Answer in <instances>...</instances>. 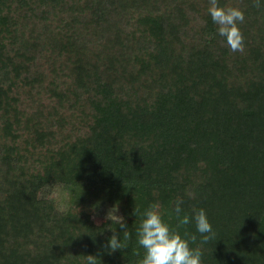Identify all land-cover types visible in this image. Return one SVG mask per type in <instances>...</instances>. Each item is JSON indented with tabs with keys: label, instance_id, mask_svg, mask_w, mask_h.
Here are the masks:
<instances>
[{
	"label": "trees",
	"instance_id": "16d2710c",
	"mask_svg": "<svg viewBox=\"0 0 264 264\" xmlns=\"http://www.w3.org/2000/svg\"><path fill=\"white\" fill-rule=\"evenodd\" d=\"M220 3L243 51L209 0H0V264H137L135 205L175 225L177 197L213 226L180 228L202 264H264V6ZM103 204L119 217L95 225Z\"/></svg>",
	"mask_w": 264,
	"mask_h": 264
},
{
	"label": "clouds",
	"instance_id": "9594fccd",
	"mask_svg": "<svg viewBox=\"0 0 264 264\" xmlns=\"http://www.w3.org/2000/svg\"><path fill=\"white\" fill-rule=\"evenodd\" d=\"M254 6H264V0H254ZM207 11L216 26L218 36L223 38L227 46L232 51H243L244 37L239 24L244 21V11L239 7L222 5L220 0H209ZM187 195L191 197V193ZM183 203V198L177 197L174 208L168 213L169 219L174 215L175 225L164 219L165 213L158 210L157 205H149L143 210L135 205L134 214L140 217L134 229L135 238L136 243L143 249L142 256L137 251V264H202L200 246H191V242L197 240L196 234L187 230L182 234L180 228L194 224L203 242L215 236V232L203 207H193L189 213L182 207ZM108 218L113 221L109 215ZM120 218L116 223L123 229V236L113 234L109 237L107 247L112 251L126 248L131 237L122 217ZM98 258L93 254L85 255V264H98Z\"/></svg>",
	"mask_w": 264,
	"mask_h": 264
},
{
	"label": "rangeland",
	"instance_id": "374dc122",
	"mask_svg": "<svg viewBox=\"0 0 264 264\" xmlns=\"http://www.w3.org/2000/svg\"><path fill=\"white\" fill-rule=\"evenodd\" d=\"M68 194L69 193H66L60 186L56 185L54 187L47 188L44 196H50L54 198L55 200H57V202H59L60 208L67 209L70 208V201L67 200V198H69ZM90 213L92 215L93 224L95 225H101L104 221V218H107L108 215L113 218H117L116 216H119V212H117V210L105 204H103L99 208L91 209Z\"/></svg>",
	"mask_w": 264,
	"mask_h": 264
}]
</instances>
